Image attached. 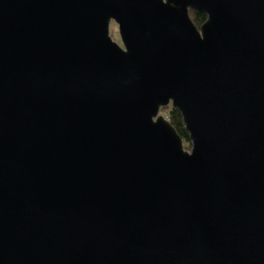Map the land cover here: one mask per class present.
<instances>
[{
	"label": "water",
	"instance_id": "1",
	"mask_svg": "<svg viewBox=\"0 0 264 264\" xmlns=\"http://www.w3.org/2000/svg\"><path fill=\"white\" fill-rule=\"evenodd\" d=\"M0 264H264V0H0Z\"/></svg>",
	"mask_w": 264,
	"mask_h": 264
},
{
	"label": "trees",
	"instance_id": "2",
	"mask_svg": "<svg viewBox=\"0 0 264 264\" xmlns=\"http://www.w3.org/2000/svg\"><path fill=\"white\" fill-rule=\"evenodd\" d=\"M191 18L193 22L196 23L198 27H200L206 20V15L205 14H198L194 11L190 12ZM168 112L166 113V119L169 120L171 125L174 126L176 131H178L179 135L182 137L183 142L185 144H189L191 141L189 140V133L185 129V123L184 120L182 119L181 112L174 108L172 105L167 109ZM188 147V146H186Z\"/></svg>",
	"mask_w": 264,
	"mask_h": 264
},
{
	"label": "rangeland",
	"instance_id": "3",
	"mask_svg": "<svg viewBox=\"0 0 264 264\" xmlns=\"http://www.w3.org/2000/svg\"><path fill=\"white\" fill-rule=\"evenodd\" d=\"M111 27H110V36H112L113 40H115L116 42H118L120 45H122V40H121V36L119 34V26L113 21L110 23ZM171 106V105H170ZM162 107L160 110H161V114L165 117L166 116V113L168 112V108L170 107ZM184 146H185V149H187L188 151L191 150L192 148V144L191 142L189 144H185L184 143ZM188 146V147H186Z\"/></svg>",
	"mask_w": 264,
	"mask_h": 264
}]
</instances>
